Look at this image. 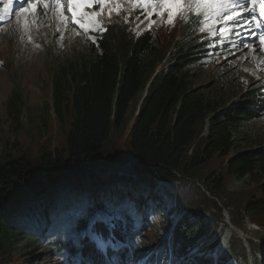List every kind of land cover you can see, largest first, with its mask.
<instances>
[{
  "label": "trees",
  "instance_id": "trees-1",
  "mask_svg": "<svg viewBox=\"0 0 264 264\" xmlns=\"http://www.w3.org/2000/svg\"><path fill=\"white\" fill-rule=\"evenodd\" d=\"M116 8H103L107 30L95 42L87 41L79 54L56 61L52 101L45 106L35 144L29 147L16 139L8 146L20 154L0 157V256L22 245L18 240L39 235L58 254L67 252L70 264H106L81 232L96 212H123L133 204L107 198L129 176L142 188L129 187L133 200L161 182H175L177 189L172 201L161 197L172 210L169 217L142 235L148 226L143 221L132 242L119 216L112 229L95 226L101 238L129 246L121 249L119 264L133 258L139 264H220L212 254L221 247L219 225L229 227L225 212L230 225L245 235L243 241L231 232L228 257L264 264V143L234 151L239 148L234 134L264 116V85L242 92L231 104L209 101L192 81L193 68L203 63L208 50L207 43L199 42L196 8L192 6L187 21L178 16L173 25L158 23L154 14L151 19L158 22L150 29L135 27L144 16L130 5L121 2L118 14ZM175 32L168 53L165 43ZM165 53L168 64L154 74ZM133 103L136 112L130 113ZM20 104L13 90L6 110L15 137L22 128ZM59 133L65 146L50 138ZM124 135L131 159L103 164L100 155L108 142ZM245 176L246 189H226L228 180ZM46 197L51 200L42 203ZM113 255L108 250L109 258Z\"/></svg>",
  "mask_w": 264,
  "mask_h": 264
},
{
  "label": "rangeland",
  "instance_id": "rangeland-1",
  "mask_svg": "<svg viewBox=\"0 0 264 264\" xmlns=\"http://www.w3.org/2000/svg\"><path fill=\"white\" fill-rule=\"evenodd\" d=\"M17 4L10 17H5L4 20L9 18L5 22H2L3 9L0 8V157L2 160H4L3 155L7 152H10L14 156L20 154V151H14L12 147L8 146L16 139L21 143H26L29 147L35 144V137L39 135L41 121L45 117V106H50L52 101L51 81L56 61L69 59L79 54L85 49L87 41L94 42L103 33L99 29L95 32L91 30L84 32L77 24L71 22L70 15L67 16V19H62L60 13L56 12L51 4L47 8L43 5H36L37 11H28L23 14L19 10L22 6L27 7V3L23 0ZM137 10L142 11L141 9ZM89 11H93V9ZM239 11V9L236 10L237 13ZM26 18H28L26 20L27 23L22 21V19ZM96 19L98 20L97 17ZM163 19H167V13H164ZM242 22L229 24L220 21L210 26L215 28V35L208 34L206 30L205 35L207 37L205 41L208 43L207 49H212V51L205 52L206 57L203 63L193 68L192 81L194 87L204 93L209 101L219 99L224 103L231 104L239 99L242 92L264 84V66L262 69H258L252 62L233 58L234 50L238 46L241 37L244 36L247 39L251 36L250 31H245L243 34L236 32V28L239 25L243 30H246L247 24L251 25L250 15L248 14L247 20ZM146 24H149L148 20H139L135 27L144 29L147 26ZM221 26L225 28L224 33L219 31ZM253 26L252 24V29L249 28L251 31L253 30ZM178 27L179 24L176 28ZM176 32L173 37L166 40L165 44L168 53L172 50L171 46L176 37ZM254 32L256 40H258L255 29ZM166 53L164 58L157 64L155 70H160L168 64L169 56ZM262 54L261 58L263 60V50ZM249 71H253L251 76L248 75ZM258 77L260 79H257ZM13 90H16L21 99L20 123L22 128L16 137L11 134L10 121L6 110V102L12 95ZM144 94L145 91L142 97ZM50 109L48 112L53 120L54 114ZM134 110L133 103L130 107V113ZM60 133L58 137H54L53 135L50 138L58 141L59 145L65 146L64 135L61 136ZM234 137L235 144L239 145V148L234 151L248 149L255 147V144L264 143V116L251 124L245 125L240 133L234 134ZM39 156L40 153L38 151L32 162L36 163ZM131 156L130 143L127 141V135H124L119 140L108 142L106 148L101 152L100 160L103 164L116 166L122 161L130 160ZM209 167H213L212 163ZM120 180H122L123 187L120 190H115L114 188L112 192H107L108 200L111 199V202L117 200L119 203L127 201L133 202V204L125 205L126 210L123 212H120L119 208L110 212H96L89 219L87 228L81 232L92 243H96L95 245L104 254L108 248L119 250L122 245L126 246L123 242L116 241V243H113L110 239H103L97 235L95 226L98 223H102L108 229H112L115 217L119 216L123 218L125 221L124 231L128 235L129 241H131V238L135 237L139 229L138 227L144 228L141 225L143 221L148 222V226L142 230V235L156 230L160 218L163 216L169 217V213H172V210L168 209L167 204L161 197H167L166 201H172L177 189L175 182L158 183L149 192L143 191V194L137 201L132 199V194L134 189H142L139 184L136 181H129L131 180L129 176ZM248 185L249 178L247 176L242 179L233 178L225 184L228 190H242L246 189ZM50 200V197H46L42 203H47ZM198 215L204 217L205 212L200 211ZM224 215H227V213L225 212ZM225 221L229 224V227L219 225L216 232V234L221 233V247L212 254L214 261L220 264H251L250 259L243 260L239 257H228L226 247L228 246L231 232H236L238 236L239 232H241L242 238L245 235L241 230L230 225L226 216ZM45 230L43 228L40 232L44 235ZM254 237L255 233L252 235V238ZM18 243H22V245L17 244V246L15 244L11 247V250L5 251V255L0 256V264H70L67 252L62 251L58 254L46 244L42 236L36 235L31 240H18ZM134 260L135 258H133L130 264L139 263ZM107 264L116 263L113 260L107 259Z\"/></svg>",
  "mask_w": 264,
  "mask_h": 264
},
{
  "label": "snow or ice",
  "instance_id": "snow-or-ice-1",
  "mask_svg": "<svg viewBox=\"0 0 264 264\" xmlns=\"http://www.w3.org/2000/svg\"><path fill=\"white\" fill-rule=\"evenodd\" d=\"M25 2L27 7L20 8L21 14L37 11L36 5H43L47 8L51 4L54 10L60 13L62 19H67V16L70 15L71 22L77 24L84 32L89 30L95 32L98 29L100 32L107 30L101 26L102 16L100 20L96 19L100 13L94 10L89 11L95 5H99L101 9L106 5H117L115 11L118 14L121 2L132 5L134 10L141 9L140 15L149 20L148 29L158 22L150 19L154 14L160 18V23L168 25H173L178 16L187 21L193 5L196 6L194 15L196 22L200 25L199 31L204 33L207 30L210 35H215L216 32L214 27L209 26V22L212 25L220 21L229 24L239 23V15L247 12L250 15V22H257V27H259V18H264V0H25ZM12 3L13 0H7L5 10H8ZM257 5L259 17L256 14ZM149 7H151V11H149ZM237 9L240 10L239 13L236 12ZM164 13H167L166 20L163 19ZM137 18L139 19V16ZM125 22H128L127 18H125ZM219 31L224 33L225 28L221 26ZM261 40L264 42V37H261Z\"/></svg>",
  "mask_w": 264,
  "mask_h": 264
},
{
  "label": "bare ground",
  "instance_id": "bare-ground-1",
  "mask_svg": "<svg viewBox=\"0 0 264 264\" xmlns=\"http://www.w3.org/2000/svg\"><path fill=\"white\" fill-rule=\"evenodd\" d=\"M21 1L22 0H15V4H17L18 2H21ZM65 8H66V6H65ZM248 14L249 13L244 12L243 14L239 15V22L240 21L245 22L248 18ZM7 17L8 16H6V18ZM249 28L252 29V22H251V25L250 24L246 25V30H243V28L240 25L238 26V28H236L237 29L236 32H240L242 34L245 33V31H250L251 36L247 39H245L244 36L241 37L238 46H236V48L234 50V53H233L234 57L233 58L238 59V60H243L245 62H247V61L252 62L253 64H255L257 66L258 69H262V67L264 66V58H263V60L261 58V55H263V54H262V50L260 48V43L258 42V40H256L254 27H253L252 31ZM248 43H250V44H248ZM245 45H247V46H245ZM252 72L253 71H249L248 75L251 76Z\"/></svg>",
  "mask_w": 264,
  "mask_h": 264
},
{
  "label": "water",
  "instance_id": "water-1",
  "mask_svg": "<svg viewBox=\"0 0 264 264\" xmlns=\"http://www.w3.org/2000/svg\"><path fill=\"white\" fill-rule=\"evenodd\" d=\"M226 216V218L228 219V215H225ZM240 234H239V236H240V238H242L241 237V235H242V233L241 232H239ZM242 240H244V238H242Z\"/></svg>",
  "mask_w": 264,
  "mask_h": 264
}]
</instances>
